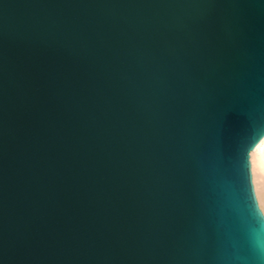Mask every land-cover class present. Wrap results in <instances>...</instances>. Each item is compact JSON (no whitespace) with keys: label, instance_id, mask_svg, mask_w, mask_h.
Listing matches in <instances>:
<instances>
[{"label":"water","instance_id":"obj_1","mask_svg":"<svg viewBox=\"0 0 264 264\" xmlns=\"http://www.w3.org/2000/svg\"><path fill=\"white\" fill-rule=\"evenodd\" d=\"M263 137L264 0H0V264H264Z\"/></svg>","mask_w":264,"mask_h":264},{"label":"bare ground","instance_id":"obj_2","mask_svg":"<svg viewBox=\"0 0 264 264\" xmlns=\"http://www.w3.org/2000/svg\"><path fill=\"white\" fill-rule=\"evenodd\" d=\"M251 164L256 195L264 211V137L251 151Z\"/></svg>","mask_w":264,"mask_h":264},{"label":"snow or ice","instance_id":"obj_3","mask_svg":"<svg viewBox=\"0 0 264 264\" xmlns=\"http://www.w3.org/2000/svg\"><path fill=\"white\" fill-rule=\"evenodd\" d=\"M247 162V161H246ZM257 215H259L260 214V212L259 211H257V213H256Z\"/></svg>","mask_w":264,"mask_h":264}]
</instances>
